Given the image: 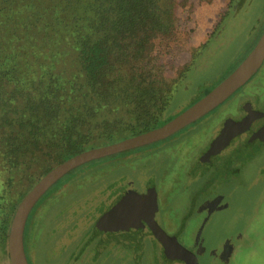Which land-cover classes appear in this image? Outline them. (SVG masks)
Segmentation results:
<instances>
[{"label":"rangeland","instance_id":"obj_1","mask_svg":"<svg viewBox=\"0 0 264 264\" xmlns=\"http://www.w3.org/2000/svg\"><path fill=\"white\" fill-rule=\"evenodd\" d=\"M179 2L176 38L157 48L154 63L161 67L158 77L167 81L177 79L184 65L194 70L177 84L170 108L161 116L164 123L233 71L264 30V0ZM248 102L264 108V64L214 111L168 139L88 162L64 175L34 212L35 224L27 237L29 263L165 264L150 242L140 255L115 243L101 253L97 250L103 237L95 233L108 187L115 190L126 184L140 191L150 183L166 195L165 215L175 217L177 224L185 212H193L184 242L193 240L199 264H219L222 258L223 264H264V145H239L234 140L210 156L212 164L196 162L223 123L239 116L240 106L248 108ZM45 173L33 169L22 185L5 189L2 201L16 202L9 226L21 199ZM7 236L5 247H0V264H9ZM237 241L238 249L230 255Z\"/></svg>","mask_w":264,"mask_h":264},{"label":"trees","instance_id":"obj_2","mask_svg":"<svg viewBox=\"0 0 264 264\" xmlns=\"http://www.w3.org/2000/svg\"><path fill=\"white\" fill-rule=\"evenodd\" d=\"M179 3L0 0V192L22 185L33 169L45 173L165 122L177 84L194 70L184 65L167 81L154 63L157 48L176 38ZM6 193H0V247L16 204L2 201ZM38 203L24 229L27 260Z\"/></svg>","mask_w":264,"mask_h":264},{"label":"water","instance_id":"obj_3","mask_svg":"<svg viewBox=\"0 0 264 264\" xmlns=\"http://www.w3.org/2000/svg\"><path fill=\"white\" fill-rule=\"evenodd\" d=\"M263 60L264 30L247 56L233 71L205 95L166 123L120 141L82 151L51 168L24 195L15 209L7 236L9 264H29L23 241L27 218L41 197L64 175L88 162L148 146L173 136L226 101L250 80L262 65ZM261 116H264V113H257L256 115V117ZM250 121L251 118L240 122L225 121L222 129L211 141L209 148L201 159H209L210 154L219 151L233 136L246 128ZM228 125L231 129L226 127ZM149 225L156 240L168 249L170 254L177 259L183 260L185 264H197L195 256L178 244L175 236H168L153 220H149Z\"/></svg>","mask_w":264,"mask_h":264},{"label":"flooded vegetation","instance_id":"obj_4","mask_svg":"<svg viewBox=\"0 0 264 264\" xmlns=\"http://www.w3.org/2000/svg\"><path fill=\"white\" fill-rule=\"evenodd\" d=\"M263 62L262 65L264 64ZM256 73L253 76H255ZM248 103L250 104L248 108L241 105V114L235 118L230 117V119H232L233 122H240L251 118L249 125L233 136L222 148L232 144L234 140H238L239 145L249 146V144L255 142L264 145V116L256 117L257 113H264V108H259L250 102ZM222 126L220 129H222ZM226 127L230 126L228 125ZM229 129H231V127ZM225 130L227 129L225 128ZM212 140H210L207 147L197 157L196 162L201 166L212 164L209 159H201L209 148ZM220 150L216 153L220 152ZM211 155L212 154H210V156ZM115 190H113L112 187H108V200H104L103 203L105 208L99 216L98 228L95 233L96 236L103 237L101 241H99L100 244L97 248L99 253H101L105 247L115 243L125 249L126 247L129 248L135 255H140L146 244L150 242L152 244V251L160 254L165 264H185L183 260L177 259L174 255L170 254L168 249L156 240L149 225V220H153L168 236H175L178 244L184 249L188 250L193 255L195 254L196 250L193 240L191 244H186L184 242L187 235L186 224H188L193 212L190 210L185 212L179 224H177L175 217L172 216L174 220H172L171 217H167L165 215L166 210L164 209V198L166 195L164 196L160 192L158 184L149 183L140 191L133 190L125 184L121 185V188L118 187ZM199 203L203 204L202 201ZM92 240L95 239L93 238ZM236 244L234 243V248L232 249L234 251H231L230 255H233L237 251L238 241ZM218 259L220 260V257ZM223 259L225 260L226 258H222L219 264H223ZM197 263L199 264L198 258Z\"/></svg>","mask_w":264,"mask_h":264},{"label":"crops","instance_id":"obj_5","mask_svg":"<svg viewBox=\"0 0 264 264\" xmlns=\"http://www.w3.org/2000/svg\"><path fill=\"white\" fill-rule=\"evenodd\" d=\"M196 253V252H195ZM194 256H195V259H196V262H197V255L196 254H194ZM198 264V263H197Z\"/></svg>","mask_w":264,"mask_h":264}]
</instances>
